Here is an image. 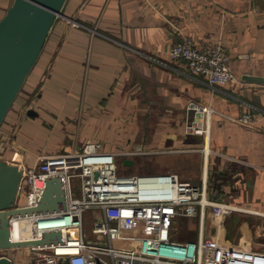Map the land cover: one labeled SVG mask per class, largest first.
<instances>
[{"label": "crops", "instance_id": "obj_1", "mask_svg": "<svg viewBox=\"0 0 264 264\" xmlns=\"http://www.w3.org/2000/svg\"><path fill=\"white\" fill-rule=\"evenodd\" d=\"M11 2L0 0V18ZM63 13L1 127L0 159L32 167L86 142L108 151L197 148L181 158L196 155L199 182L213 181V199L233 210L208 212L203 226L197 219L194 241L210 235L264 264V115L250 125L233 120L264 109V0H68ZM184 39L221 43L236 80L210 87L191 75L170 56ZM189 102L214 109L208 136L184 135ZM23 235L17 222L14 236ZM21 250L4 253L32 264Z\"/></svg>", "mask_w": 264, "mask_h": 264}, {"label": "built area", "instance_id": "obj_2", "mask_svg": "<svg viewBox=\"0 0 264 264\" xmlns=\"http://www.w3.org/2000/svg\"><path fill=\"white\" fill-rule=\"evenodd\" d=\"M170 56L210 87L236 80L221 43L198 47L184 39L172 46ZM252 108L233 120L250 125L264 115V109ZM187 109L194 114L185 122L184 135L208 136L214 109L195 102ZM136 154L86 142L80 150L45 154L34 166L21 167L18 197L23 190L27 194L18 207L37 206L52 177L61 178L66 200L59 211L11 218L26 222L25 240H39L52 230L61 233L59 243L29 247L32 264H257V254L202 234L195 241L176 238L178 220L197 216L203 226L207 210L223 215L233 207L210 198L205 182L195 186L172 172L120 174L117 158ZM89 210L96 216L91 228L95 238L87 241L84 216ZM73 229L77 237H70ZM4 251L0 257L11 260Z\"/></svg>", "mask_w": 264, "mask_h": 264}, {"label": "water", "instance_id": "obj_3", "mask_svg": "<svg viewBox=\"0 0 264 264\" xmlns=\"http://www.w3.org/2000/svg\"><path fill=\"white\" fill-rule=\"evenodd\" d=\"M68 0H12L0 18V131L8 113L22 92L25 83L40 59L46 43ZM246 81L258 77L245 75ZM29 115H36L33 109ZM131 166L132 159H124ZM22 168L0 160V250L43 246L61 241L59 231H49L39 240L14 241L10 233L11 218L48 213L65 208L66 200L61 178L46 180V187L35 207H18ZM0 257V264H11Z\"/></svg>", "mask_w": 264, "mask_h": 264}, {"label": "rangeland", "instance_id": "obj_4", "mask_svg": "<svg viewBox=\"0 0 264 264\" xmlns=\"http://www.w3.org/2000/svg\"><path fill=\"white\" fill-rule=\"evenodd\" d=\"M23 91V90H22ZM21 94V93H20ZM13 107V106H12ZM186 117L184 119V122L182 124V127L184 129L185 122L187 118L190 116H193V112L189 113L188 109L186 107ZM72 134V133H70ZM186 136V135H185ZM190 136H199V135H190ZM3 142V136H1L0 143ZM64 145L72 144L73 142L71 141H66V138L63 141ZM83 144V143H82ZM78 145L81 146L78 150L82 148L83 145ZM171 149L173 151L168 150ZM199 149V148H198ZM119 152L122 153H128V152H135L138 153L134 156H129L127 158H122L118 157L117 158V163H118V172L120 174H151V173H159V172H172L177 174L182 180L185 179V181L190 182L191 184L195 186H202L203 182H199V174H200V165H199V159L195 155L196 158H191L190 162H186L181 158L180 155H188L194 152H199L197 148L189 147L182 145L180 147H173V146H163L159 147L156 149H147V150H126V149H119ZM173 155H179V156H173ZM177 157V158H174ZM180 157V158H178ZM124 159H132L133 164L131 166H124L122 164V160ZM1 160V159H0ZM210 175L212 177H216L215 173L213 171V166L210 168ZM210 186L206 183L207 185V192L208 196L210 198H214V193H215V187L213 181L209 182ZM26 194L27 190H23L21 195L18 197L19 203L24 204L26 201ZM214 200V199H213ZM210 212L211 210H207V213ZM207 216V215H206ZM205 216V218H206ZM85 221H84V232H85V239L87 241L91 240L92 238H95L91 234V228L93 225V221L96 220V216L94 213L89 210L85 213ZM197 216L196 217H190L187 219H184L182 222L181 219L178 220L177 222V236L182 237V238H190V240H194L195 234H197L196 226H197ZM185 226V228H184ZM190 228V232L187 233L186 231ZM19 231H20V225H19ZM79 234L78 230L73 229L70 237H77ZM210 237V235H208ZM207 237V238H209ZM24 249L29 251V247H24ZM8 250H15L17 253H21L22 250L21 248L17 249H8Z\"/></svg>", "mask_w": 264, "mask_h": 264}, {"label": "bare ground", "instance_id": "obj_5", "mask_svg": "<svg viewBox=\"0 0 264 264\" xmlns=\"http://www.w3.org/2000/svg\"><path fill=\"white\" fill-rule=\"evenodd\" d=\"M19 223L20 225V233L24 234L23 235V238H20V239H17L15 236H14V233H15V226H16V223ZM25 225H26V222L24 220H16V219H12L11 220V223H10V233H11V237H12V240L14 241H25V237H27V234H25Z\"/></svg>", "mask_w": 264, "mask_h": 264}]
</instances>
